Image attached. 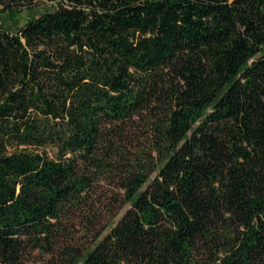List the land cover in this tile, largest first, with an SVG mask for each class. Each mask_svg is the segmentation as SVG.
<instances>
[{
	"label": "trees",
	"instance_id": "1",
	"mask_svg": "<svg viewBox=\"0 0 264 264\" xmlns=\"http://www.w3.org/2000/svg\"><path fill=\"white\" fill-rule=\"evenodd\" d=\"M0 264H264V0H0Z\"/></svg>",
	"mask_w": 264,
	"mask_h": 264
},
{
	"label": "rangeland",
	"instance_id": "2",
	"mask_svg": "<svg viewBox=\"0 0 264 264\" xmlns=\"http://www.w3.org/2000/svg\"><path fill=\"white\" fill-rule=\"evenodd\" d=\"M28 12L23 10L21 11L18 16H16L15 18L9 20L10 24H13L14 26H18V25H21L25 22V20L28 18Z\"/></svg>",
	"mask_w": 264,
	"mask_h": 264
}]
</instances>
